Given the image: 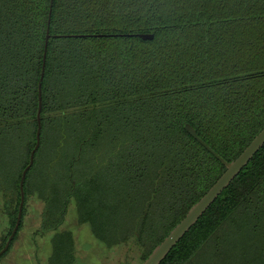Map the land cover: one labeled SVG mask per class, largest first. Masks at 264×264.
<instances>
[{
  "label": "trees",
  "instance_id": "trees-1",
  "mask_svg": "<svg viewBox=\"0 0 264 264\" xmlns=\"http://www.w3.org/2000/svg\"><path fill=\"white\" fill-rule=\"evenodd\" d=\"M48 1L0 0V147H22L13 174L3 169L0 152V202L9 225L0 249L34 145ZM47 33L39 146L23 194L46 137L75 142L68 184L50 176L41 217L46 212L49 220L55 209L60 217L75 196L82 221L106 246L135 236L141 262L224 172L184 126L225 162L264 127V0H52ZM107 137L109 152L101 161L90 158L76 179L73 166ZM108 190L107 202L97 198ZM260 225L264 143L159 264L216 251L230 227L264 239Z\"/></svg>",
  "mask_w": 264,
  "mask_h": 264
},
{
  "label": "rangeland",
  "instance_id": "rangeland-1",
  "mask_svg": "<svg viewBox=\"0 0 264 264\" xmlns=\"http://www.w3.org/2000/svg\"><path fill=\"white\" fill-rule=\"evenodd\" d=\"M108 139L107 137L95 143L91 149L83 153L81 162L73 166L72 171L76 179L79 176L78 170L85 168L90 158L97 156L96 159L101 161L105 157L110 149ZM54 142L60 144L58 150L55 148L53 150ZM0 152L3 153L1 158L6 164H2L3 169L10 170L13 174L21 160L22 147L5 149L0 147ZM76 152L75 142L69 139L57 142L55 135L46 137L38 161L24 185L25 194L19 228L10 248L0 258V264L140 263L141 247L135 236L124 237L119 245L106 246L97 237L95 230L87 222L82 221L84 217L78 211L80 203L75 196L70 198L60 217L56 212L57 209L52 212L49 220L46 212L44 218L41 217L43 204L40 202V196L45 192L43 187L50 180V176H53L54 181L60 178L63 184H68L69 159ZM57 153L60 154V158L51 162ZM97 198L105 199L107 202L109 190ZM45 209L48 210L49 206H45ZM126 225L130 226V222ZM263 227L260 225V228ZM8 228L7 218L0 202V238L8 231ZM243 233L244 231L241 232L233 227L223 229L218 243L215 244L216 251L209 248L206 252L197 253L186 264H264V239L255 238L253 233H251L252 236L242 235Z\"/></svg>",
  "mask_w": 264,
  "mask_h": 264
},
{
  "label": "water",
  "instance_id": "water-1",
  "mask_svg": "<svg viewBox=\"0 0 264 264\" xmlns=\"http://www.w3.org/2000/svg\"><path fill=\"white\" fill-rule=\"evenodd\" d=\"M52 0L48 1L47 19L45 25V36L43 41L42 56H41V67L40 74L36 85L37 90V110L35 115L36 129L34 135V145L28 154V160L26 166L22 169L19 180H18V204L16 209V215L12 229L6 238L2 248L0 249V256L7 250L10 241L12 240L17 227L20 222L21 209L23 205V181L26 172L32 165L34 153L39 146V111H40V84L43 76V68L45 61L46 46L48 40V25L51 10ZM135 37L149 41L152 39L151 34H136ZM55 37H82V36H55ZM184 130L189 136L195 140L200 146H202L211 156H213L223 167L224 172L219 178L209 187V189L194 203L182 217V219L168 232V234L162 239V241L156 245L148 256L141 261L139 264H159L169 250L176 244V242L182 237V235L196 222L200 215L208 208V206L214 201L219 193L228 185V183L237 175V173L244 167L249 161L253 154L263 145L264 143V127L254 136L249 144L242 150V152L231 162H225L217 154H215L206 144H204L195 134L194 130L188 126H184Z\"/></svg>",
  "mask_w": 264,
  "mask_h": 264
}]
</instances>
